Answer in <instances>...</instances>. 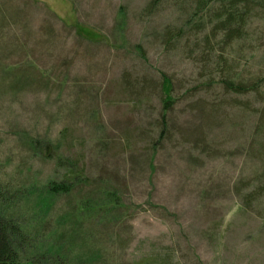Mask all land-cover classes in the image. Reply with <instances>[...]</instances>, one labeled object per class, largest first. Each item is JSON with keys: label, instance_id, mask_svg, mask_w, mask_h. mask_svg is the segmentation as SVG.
<instances>
[{"label": "rangeland", "instance_id": "obj_1", "mask_svg": "<svg viewBox=\"0 0 264 264\" xmlns=\"http://www.w3.org/2000/svg\"><path fill=\"white\" fill-rule=\"evenodd\" d=\"M188 10L182 0H0V178L79 171L58 209L117 196L99 264H264V19L228 54L238 77L259 78L257 99L205 75L192 37L163 45ZM11 210L31 229L21 264L42 263L34 212Z\"/></svg>", "mask_w": 264, "mask_h": 264}, {"label": "trees", "instance_id": "obj_2", "mask_svg": "<svg viewBox=\"0 0 264 264\" xmlns=\"http://www.w3.org/2000/svg\"><path fill=\"white\" fill-rule=\"evenodd\" d=\"M182 2L190 6L187 18L180 28L168 26L163 31V45L174 49L183 37H192L190 39L195 44L189 47L190 56L196 51V59L202 65L201 71L211 77L215 74L225 93L235 96L251 93L257 99L263 98V94H259V78L238 77L235 73L236 67L230 64L233 62L229 60L228 54L231 46L250 39V27L254 22L264 19V0ZM160 92L164 96L163 109L168 111L173 105L172 85L164 75L161 78ZM244 108L249 110V105ZM262 118L263 112L259 114L255 127V132L259 134L260 128H263ZM63 163L61 160L57 162L58 166ZM69 166L73 170L75 164ZM11 176L7 177V181L0 178V264H21L22 252L32 241L31 229L24 227L25 220L11 210L15 205L34 212V248L37 249L34 256L41 257L40 264H44L43 258L45 264H65V254L72 249L80 252L75 260L78 264L103 262L104 250L99 247L97 237L102 230L118 228L112 217L113 212H120L122 209L117 196L111 192H103L101 195L96 192L97 194L93 193L92 197L79 200L75 205L58 209L55 205L58 199L69 197L77 183L85 179L79 171L67 173L60 181L48 180L41 184L34 182V178L28 174L18 178L19 180ZM38 190L41 193L34 192ZM46 223L50 235L47 238L38 236L39 227Z\"/></svg>", "mask_w": 264, "mask_h": 264}]
</instances>
